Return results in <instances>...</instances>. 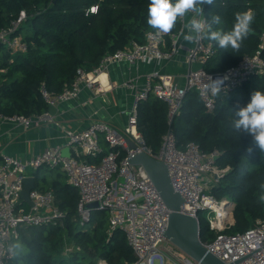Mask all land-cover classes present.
I'll return each mask as SVG.
<instances>
[{"label": "built area", "instance_id": "obj_1", "mask_svg": "<svg viewBox=\"0 0 264 264\" xmlns=\"http://www.w3.org/2000/svg\"><path fill=\"white\" fill-rule=\"evenodd\" d=\"M204 6L201 5L203 14L198 19L207 23ZM98 8V3L92 4L86 13H96ZM194 15L189 13L181 20V29L176 34L162 35L154 29L149 30L144 42L133 41L128 47L107 53L92 71L78 69L73 85L59 94L50 92L45 85L41 86L45 101L56 105L77 98L84 83L92 88H101L100 73L116 62L161 63L175 59L186 49L185 60L190 67L184 84H180L173 74L159 68L148 72L140 86L132 82L130 87L136 95L125 125L117 127L99 119L84 129L67 130L70 156L64 155L66 146L60 145L47 146L27 159L0 152V264H12L7 244L19 240L25 228L65 225L67 211L57 203L54 191L32 189L29 195L32 204L22 197L25 178L34 176L41 167L60 168L66 174L67 182L78 190V214L85 230L92 222V209L108 212L109 233L121 229L136 256L129 264H156V259L160 260V264H201L166 238L164 231L168 228L170 209L144 166L129 162L131 155L146 148L154 157L167 163L174 188L185 198L182 210L199 220L200 212L206 213L205 219L215 233L214 239L203 242L210 252L226 262H232L264 245V219H258L243 232H228L235 224L237 203L234 199L219 198L212 193L230 169V166L217 164L218 149L206 152L196 142L179 148L172 130H169L163 137L160 151L155 153L138 128L139 104L150 95L168 104L170 121L179 113L190 89L198 91L209 111L216 106L218 96H213L205 88L209 78H217V73L205 70V64L215 53L213 43L200 39L185 47L180 35L184 23ZM26 18L27 13L22 10L9 27L0 29V43L15 51L26 52L29 45L17 34ZM196 62L204 64V68L191 70V65ZM259 73L264 74V31L254 53L245 54L240 62L222 72L223 77H228L222 94L241 87ZM4 123L21 126L25 130L60 124L49 110L32 115H6L0 111V129ZM101 136L113 149L102 155L98 162H89L88 156L98 157L103 151ZM128 138L136 142V148H130ZM124 153L126 155L122 157ZM92 202H98V207H89ZM166 240L168 243L163 246ZM238 264H264V246Z\"/></svg>", "mask_w": 264, "mask_h": 264}, {"label": "trees", "instance_id": "obj_2", "mask_svg": "<svg viewBox=\"0 0 264 264\" xmlns=\"http://www.w3.org/2000/svg\"><path fill=\"white\" fill-rule=\"evenodd\" d=\"M151 0H0V29L9 27L22 10L27 13L17 34L29 45L26 52L15 51L0 43V111L6 115H32L49 110L41 86L54 93L71 87L78 69L92 71L100 65L107 53L144 42L152 30L147 24ZM98 3L96 13H86ZM252 10L251 31L239 51L220 49L213 43L215 53L205 64L209 73H222L236 65L245 54L258 48L264 31V0H214L205 4L204 14L210 22L220 15L216 29L229 31L235 15ZM179 20L171 34L180 31ZM170 43V37L167 38ZM256 91L264 92V74L253 75L244 85L228 94H220L214 110L209 111L198 91L190 89L179 113L168 117V104L150 97L139 104L138 128L153 152H159L163 137L172 130L179 148L196 142L206 152L218 149L217 164L230 166L229 171L212 189L219 197L236 201L235 224L229 233L243 232L258 219H264V151L253 137L234 128L235 112L245 107ZM103 151L98 157L88 156L89 162H98L111 148L101 136ZM126 154L124 153L122 157ZM43 168V167H41ZM38 169L36 189L52 190L59 206L67 211L63 226L43 225L25 228L18 241L25 246L24 253L12 264H129L136 256L121 229L109 233V214L92 209V222L87 230L78 214L79 193L67 182L60 169L46 167L42 180ZM107 212V213H106ZM201 240L214 239L207 220H201ZM67 245L71 251L65 252Z\"/></svg>", "mask_w": 264, "mask_h": 264}, {"label": "crops", "instance_id": "obj_3", "mask_svg": "<svg viewBox=\"0 0 264 264\" xmlns=\"http://www.w3.org/2000/svg\"><path fill=\"white\" fill-rule=\"evenodd\" d=\"M182 42L185 47L190 45L183 37ZM185 51L182 50L175 59L161 63L116 62L108 65L99 75L101 88L84 83L77 98L56 103L53 115L59 125L25 130L21 126L2 124L0 152L27 159L47 146L67 147L66 131L84 129L94 120H104L117 127L125 125L136 95L130 84L136 82L140 86L145 75L157 68L173 74L180 84H184L190 68Z\"/></svg>", "mask_w": 264, "mask_h": 264}, {"label": "clouds", "instance_id": "obj_4", "mask_svg": "<svg viewBox=\"0 0 264 264\" xmlns=\"http://www.w3.org/2000/svg\"><path fill=\"white\" fill-rule=\"evenodd\" d=\"M213 3L214 0H151L148 5L147 24L158 34L167 35L172 32L179 20L184 19L189 13H194L195 15L184 23L180 32L185 42L195 43L200 39H208L215 42L220 49L239 51L251 31L253 11L236 13L232 29L224 31L214 27L221 23L220 15H213L207 23L198 19L203 14L201 5ZM227 79V76L214 80L209 78L205 88L213 96H219ZM235 116L234 128L251 135L256 146L264 151V92H254L250 102L237 110ZM24 251L25 246L18 240L7 244V253L13 260L18 259Z\"/></svg>", "mask_w": 264, "mask_h": 264}, {"label": "water", "instance_id": "obj_5", "mask_svg": "<svg viewBox=\"0 0 264 264\" xmlns=\"http://www.w3.org/2000/svg\"><path fill=\"white\" fill-rule=\"evenodd\" d=\"M204 68V64L200 62L193 63L191 70H198ZM223 77L222 73L215 75ZM57 109L55 104H49V111L53 114ZM171 131V128H170ZM130 148H136L137 144L130 138L127 139ZM64 155L70 156L71 151L67 146L63 149ZM131 164H141L146 169L151 180L156 185L166 206L170 209L168 228L164 234L168 240L177 245L182 251L199 261L201 264H238L245 257L262 248L263 246L243 255L242 257L232 261L226 262L209 251L201 240V225L200 220L195 215H191L182 210V205L185 201L183 195L177 191L172 183L170 171L167 163L163 159H158L150 154L149 150H145L133 154L129 158ZM36 187L35 176H27L24 180V188L22 190V197L25 201L32 204L29 195L32 189ZM98 202H92L88 206L91 208L98 207Z\"/></svg>", "mask_w": 264, "mask_h": 264}, {"label": "rangeland", "instance_id": "obj_6", "mask_svg": "<svg viewBox=\"0 0 264 264\" xmlns=\"http://www.w3.org/2000/svg\"><path fill=\"white\" fill-rule=\"evenodd\" d=\"M44 169H47L46 167H43L41 168V171H40V181L42 180V176L44 175L45 171ZM107 213V212H106ZM199 217L201 218V220L205 221V218H206V213L204 211H201L200 214H199ZM214 236H215V233L214 232H211ZM17 241V240H15ZM166 243H168V241H164L163 242V246L166 245ZM73 249V246L72 245H67L66 248H65V252H68V251H71ZM100 262V261H99ZM98 262V263H99ZM108 264V262H106ZM156 264H160V260L159 259H156ZM174 264V263H172Z\"/></svg>", "mask_w": 264, "mask_h": 264}, {"label": "bare ground", "instance_id": "obj_7", "mask_svg": "<svg viewBox=\"0 0 264 264\" xmlns=\"http://www.w3.org/2000/svg\"><path fill=\"white\" fill-rule=\"evenodd\" d=\"M99 264H107V263H106L105 261L102 260Z\"/></svg>", "mask_w": 264, "mask_h": 264}]
</instances>
